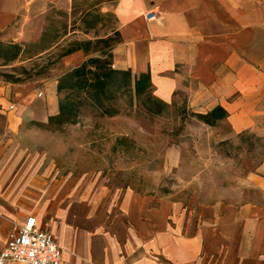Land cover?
Wrapping results in <instances>:
<instances>
[{
	"label": "crops",
	"instance_id": "crops-1",
	"mask_svg": "<svg viewBox=\"0 0 264 264\" xmlns=\"http://www.w3.org/2000/svg\"><path fill=\"white\" fill-rule=\"evenodd\" d=\"M153 8L157 15L149 19ZM114 13L118 69L148 73L164 102L179 90L209 96L212 109L228 113L220 123L229 138L264 137V0H117ZM34 14L33 4L0 0V41L37 37ZM86 59L77 50L62 65ZM12 95L20 97V89L0 81V104ZM57 112L55 106L49 113ZM19 151L0 135V250L12 226L33 215L62 247L61 264H264V162L243 181L254 192L251 200L231 203L222 195L188 216L167 198L155 204L129 192L119 208L108 207V220L99 203L79 199L74 207L70 185Z\"/></svg>",
	"mask_w": 264,
	"mask_h": 264
},
{
	"label": "rangeland",
	"instance_id": "rangeland-1",
	"mask_svg": "<svg viewBox=\"0 0 264 264\" xmlns=\"http://www.w3.org/2000/svg\"><path fill=\"white\" fill-rule=\"evenodd\" d=\"M22 1L34 5L40 31L35 38L14 41L24 53L0 67L21 78L11 82L0 77L21 93L0 104V135L20 150L22 159L36 158L51 179L70 185L74 207L79 199L88 206L99 203L109 220L108 207L119 208L131 192L150 196L155 204L167 198L183 214L198 216L222 195L231 203L254 197L243 181L264 162V137L245 132L229 138L231 131L221 120L214 126L203 122L199 114L213 106L209 96L196 98L179 90L164 102L153 88L138 95L129 87L110 89L101 104H94L77 82L76 88L57 91L60 78L78 67H64V54L88 42L87 58L101 56L118 69L117 0ZM44 35V44L32 46ZM67 95L75 109L71 106L72 114L69 108V121L49 124ZM8 102H17V108L10 109ZM55 106L58 112L50 115Z\"/></svg>",
	"mask_w": 264,
	"mask_h": 264
},
{
	"label": "trees",
	"instance_id": "trees-1",
	"mask_svg": "<svg viewBox=\"0 0 264 264\" xmlns=\"http://www.w3.org/2000/svg\"><path fill=\"white\" fill-rule=\"evenodd\" d=\"M45 41L46 36L44 35L39 42L32 46L39 47L44 44ZM89 46H91V42H88L84 47H77L76 49L68 51L64 56L77 50H82L85 54H88ZM24 51L22 44H3V42L0 41V67L18 59ZM88 75H91V77ZM0 77L11 82H19L21 79L19 77L15 78L13 74L3 71H0ZM76 82L79 83L78 86L80 89H85V91L90 94L94 104H101L103 97L110 89L119 91L123 88L133 87L135 93L140 95L151 88L150 75L148 73L136 76L132 75L130 69L121 70L112 68L110 62L103 59L101 56L89 57L80 66L65 73L59 80L57 91L61 93L65 89L76 88ZM83 84L85 86H83ZM86 86L91 89H87ZM71 106L74 109L73 102L68 95L61 99L59 103V113L55 117L49 119V124H52L54 121H59L60 123L68 122L70 119L68 112ZM71 113L73 114L72 109ZM227 115L228 113L225 109L221 106H217L206 114H199V118L208 125L214 126L217 121L225 119Z\"/></svg>",
	"mask_w": 264,
	"mask_h": 264
},
{
	"label": "built area",
	"instance_id": "built-area-1",
	"mask_svg": "<svg viewBox=\"0 0 264 264\" xmlns=\"http://www.w3.org/2000/svg\"><path fill=\"white\" fill-rule=\"evenodd\" d=\"M157 9L147 13L154 19ZM14 109L13 105L9 106ZM62 247L53 234L38 225L35 216H27L24 223L12 226L8 240L0 250V264L17 262L20 264H61Z\"/></svg>",
	"mask_w": 264,
	"mask_h": 264
}]
</instances>
